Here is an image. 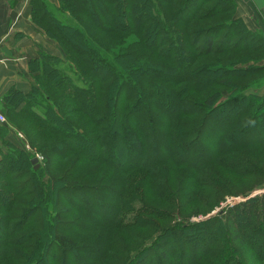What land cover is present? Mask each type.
<instances>
[{
  "label": "trees",
  "instance_id": "obj_1",
  "mask_svg": "<svg viewBox=\"0 0 264 264\" xmlns=\"http://www.w3.org/2000/svg\"><path fill=\"white\" fill-rule=\"evenodd\" d=\"M98 1L94 0L96 8L93 13L85 10L84 0H57V7L51 6L46 0H31L30 3L33 23L57 44L62 52V57L42 52L38 59L29 63V70L34 74L32 77L33 84L29 92L22 93L10 89L2 98L0 104L5 117H9L12 111L17 116L25 115L43 131L48 132L51 137L53 135L57 137L49 151L44 153L48 164L51 165V160L48 157L51 152L57 153L61 157L60 160L62 158L67 159L70 166L65 173V177L73 176L75 172L79 171L81 174V171L85 170V163L99 166L96 162L103 166L100 168L120 172L121 174H129L137 169L140 170V168L150 173L151 170H157L159 167L161 172L167 168L168 164L180 169L190 170L193 173H200L205 166L216 164L215 168L221 170L225 175L235 176L239 179L246 178L253 171L258 172V167L248 158H244L239 153L236 156L234 153L251 150L252 148H257L262 154L264 152V142L256 141L243 144L244 136L253 129L260 132L259 137L264 140V89L261 95L248 93L252 88H264V35L250 30L241 18L236 17L235 0H217L227 6L228 11L226 10L223 13L230 15V18L223 24V27L219 28L217 26L214 30L219 37L224 32L222 37L223 46L217 47V49L224 48V53H245L243 58L245 61L240 60L238 62L240 64L244 62L242 63L244 66H236L237 60H234L230 67L224 69L217 67L206 70L207 73H203L205 72L203 69L197 70V67L191 61L199 55H208L214 48L213 41L215 37L209 35L205 37L206 45L203 50H207L201 54L198 47L201 40L200 33L199 31H192L191 25L194 16L201 7L200 5L203 2L213 0H176L175 4L178 3L176 7L179 6L177 18L181 19L184 11L189 6H192L190 8H193L194 14L185 26L175 28V34L169 29L167 17L159 11L158 0H105L101 5L98 4ZM173 1L166 0L165 2L170 4ZM60 10L67 12L69 17L74 16V18L71 16V21L59 18L55 13L60 12ZM216 12L218 10L210 12L209 16L205 18L213 17ZM95 15L98 17L97 20ZM87 16L91 17L88 21L89 27L96 28L100 32L113 34L118 48L112 49V54H107L108 50L99 42L98 37L92 35L88 28L82 25L83 18H87ZM154 22L157 24L154 25ZM183 28L185 29L183 30ZM167 32L171 36H165ZM130 33H135L134 36H137L138 40L131 42L132 46L128 48L124 41L127 37H130ZM116 49L117 56L113 55ZM145 50L151 54L160 53L161 55L158 57L167 64L175 66V72L181 71L180 78L171 79L169 76L172 74H169L167 78L163 79L168 84L170 83V85H167L164 82L166 88L165 86H158L157 89L159 90H157L154 85H148V87L152 86L149 93L150 98L153 100L159 99V107L154 108L156 110L154 115L159 114L165 117L170 124L176 127V131L172 134L175 142L174 148L170 146V150L167 151L168 154L166 153L163 158L148 162L147 167L142 165V162L137 165L129 163V157L126 153L128 143L119 144L123 129L120 121L121 115L117 113V110L119 111L121 106H125L126 114L130 109V113L127 115L132 116L135 105L128 102L126 106V101H133L134 99L138 102L136 107H139L143 100L137 93H134V88L137 86V81L134 80L135 74L138 73V70L146 69L147 72L143 76L149 74L152 78V72L146 64L136 61H134V65L137 69H134V71L129 69L125 78H120L119 73H115L113 70L114 59H118L120 55L122 57L126 55L124 57L127 63L132 65V60L135 59L134 56L140 57ZM62 62L67 63L69 69L74 67L79 74L83 73L84 70H89L103 75L104 81H109L106 83L109 91L104 95L101 102V104L108 106V111L112 117L113 134L108 143H106L103 128L99 130L100 132L94 138L95 141L91 142L84 131L81 129V132L75 126L78 122L74 121L70 125L62 122L60 119L62 105L55 102L48 91L47 93L44 92L47 83L61 94V88L66 84L65 72H60L61 69H59V64ZM115 70L118 71L117 68ZM183 72L186 74L184 75ZM204 74L207 76L203 77ZM212 81L213 86L215 85L217 89H211L212 93L209 94L205 102L208 107H213L222 95L219 88H225L224 92H226L227 97L222 103L224 104L223 112L218 109L219 112H217V106H215L212 110L213 113L208 110L204 116H198V114H195L196 112H202L206 109L197 110L195 108L197 104L191 105L195 101H192L190 97L193 93L200 92L198 85L202 82H207L208 87H211ZM242 81L246 83L240 89L239 85H235V83ZM116 83L121 84L120 86H124L127 90L133 91L131 97L128 95V98L123 99L125 102L122 105L118 104L120 102L118 100L119 94L114 95ZM171 85H181L182 87ZM169 87L178 89L170 90ZM76 89L73 95L68 97L69 103L73 105L74 114L77 113L82 117L97 115L95 112L88 115L87 102L82 99L87 94H82L83 89ZM157 94L160 98L157 97ZM89 95V103L92 105V109L97 111L98 107L94 95ZM182 99L188 105L182 104ZM20 105L21 107H19ZM115 105H117V110L114 107L112 110V106ZM174 105L183 107L179 111L176 108L173 110ZM181 117L188 118L192 126L188 129H182L180 127L181 123H179ZM247 119L249 120L246 122ZM217 123H221V129L215 128ZM57 124L60 126L58 130ZM7 129L9 128L5 126L1 128V143L7 150L17 152V154L10 153L0 158V264H11L12 261H19L21 264L31 262V264H44L45 260L42 261V259L48 255L47 250L49 247L60 250L62 246H74L71 235H76L79 232H90V227L75 226L77 227L76 230L69 231L67 235L56 234V230L60 228L59 225L62 223L63 215L61 212L63 211L61 209V212L56 210L58 202L55 201V184L60 185L61 181L56 182L50 179L49 185H52L53 189L46 192L41 184L40 167L35 168L28 153L18 150L16 144L4 139ZM64 129L68 130L69 136H65L66 134L60 132ZM200 142L207 149L208 157L206 159L195 162L194 165H191V168L185 162L176 160L177 156H187L190 151L189 147ZM96 144L99 145V152L91 147ZM135 145L137 148H141V143ZM88 147L92 150L89 151ZM110 150H112V153ZM142 155L141 153V157L144 158ZM112 156L116 158L121 166L109 164ZM87 159L89 161H86ZM249 164L255 168L247 166ZM50 168L55 169V167ZM95 169L97 170V168ZM95 169L91 171L92 176ZM256 175L263 176L261 172ZM210 176L215 184L217 183L215 188L222 189L218 179L212 173ZM89 177L90 175H84L82 180ZM102 179L104 180L105 177H102ZM157 179L162 180L164 183L162 190H167L168 195H173L172 198L163 201L168 203L176 199V193L168 189L165 176L161 175ZM66 188H68V185H66ZM80 191H86V194H97L103 198V194L89 190L88 186H82ZM123 192L119 195L122 196ZM49 193L53 200L51 202L52 206H49L50 202H47ZM158 194L161 199L164 198L160 193ZM119 195L118 197L121 198ZM104 201L106 202V200ZM97 202H99V199ZM82 205L86 209L84 211L86 215L97 217L92 208L85 204ZM86 215L80 214L77 220ZM164 215V211L146 206L139 210L138 215L126 227L127 229L142 227L146 220L149 221L148 218L161 219L164 218ZM261 218H264V193L259 198H251L241 208L236 207L230 210L227 215H218V217L211 218L203 224L192 225L191 228H189L190 226L171 228V232L166 236L165 233L163 236L159 235L157 241H155V247L148 249L152 252L148 264H246L243 258L239 257L236 244L245 245L251 250L250 256L254 262L264 264L262 256L264 255V227L260 226L259 220ZM103 219L102 221L105 224L112 226L114 220L118 219V213L116 210L111 209L109 218ZM76 222H70L69 225L74 226ZM60 230L58 229L59 233H61ZM253 234H260V236ZM161 236L162 238H160ZM193 239H197L196 241L211 239V241L204 246L205 249L198 256L188 258L182 249V245L196 242ZM219 242H222L219 246H227V254L222 247L218 251L214 250L215 247H218ZM257 245L260 246V249L257 248ZM115 249L111 247L109 252L106 251L104 254L99 251H85V254L89 256V253L97 252L96 255H91L93 259L97 257V264L107 258L110 252ZM123 251L122 249L121 252ZM144 251L147 250L144 249ZM139 262L137 261L134 264Z\"/></svg>",
  "mask_w": 264,
  "mask_h": 264
},
{
  "label": "rangeland",
  "instance_id": "obj_2",
  "mask_svg": "<svg viewBox=\"0 0 264 264\" xmlns=\"http://www.w3.org/2000/svg\"><path fill=\"white\" fill-rule=\"evenodd\" d=\"M158 1L159 11L167 17L169 29L174 34L176 33L175 28L178 26H185L194 14L193 8H190L192 6H189L184 11L181 19H179L177 18L179 6L176 7V5H178V3L175 4L176 0L170 4H167L165 2L166 0ZM104 2L105 0H99L98 4L101 5V3ZM83 6L86 11H91V13H93V10L96 8L94 0H84ZM200 6V9L192 21L191 29L195 32L199 31L200 33L199 36L201 40L198 47L199 50H201V54L207 50H203V47L206 45L205 37H208V35L215 37L213 41L214 48L208 55H199L191 62L194 63L197 70L203 69L205 71L203 73H207L206 70L215 69L217 67H219V69L230 67L232 66V62L234 60H237L236 66H244L242 65L244 62H241V64L238 62L240 60L245 61L243 59L245 57V53H224V48L219 50L217 49V47L223 46L224 42L222 37L224 32H222L219 37L217 32L215 33L214 29L217 28V26H219V28L223 27V24H225L230 18V15L223 13L224 11L226 12V10L228 11L227 6L217 0L203 2ZM215 10H218V12H216L213 17L205 18L209 16L210 12ZM55 14L59 18L69 21H71L72 17L74 18L72 15V17H69V14L62 10ZM75 18L77 17L75 16ZM90 18L91 17L89 16H87V18H83L82 25L86 26L92 35L98 37L99 42L108 50L106 52L107 54H112V49L118 48L113 34L100 32L96 28L89 27L88 21ZM95 19H98L96 15ZM156 24L157 23L154 22V25ZM184 29L185 28H183V30ZM129 35L130 37H127L124 41V43L128 45V48L132 46L131 42L138 40L137 36H134L135 33H130ZM165 36L171 35L167 32ZM117 53L116 49L113 55H116ZM159 55L161 54H151L145 50L144 53L142 52L140 57H137V55L134 56L135 59L132 60L133 64H130L131 67L124 57L126 55L123 57L120 55L118 59H114L115 63L113 65V70L115 73H119L120 78H125L129 69L132 71L137 69L134 65V61L146 64L152 72V78H150L151 75L149 74H147V76L145 75L146 78L143 76V74L147 72L146 69L138 70V73L135 74V78L138 80L134 78L135 82L137 81L134 93H137L138 96L143 98V100L140 104L141 106L139 107H136L138 102L134 99L133 101H126V106L128 102L135 105L133 107L132 116L127 115L130 113V109L128 110V108L126 114L125 106H121L119 108L120 112L117 110V105L112 106V110L114 107L115 110H117V113H120L121 115L120 121L123 133L119 144H123L124 142L128 143L126 153L129 157V163L133 165H137L142 162V165L147 167L148 162H153L159 158H163L167 151L170 150V146L174 148L175 142L173 141L172 134L176 131V127L170 124L165 117H162L159 114L156 116L154 115L156 113L154 108L159 107V99H151L149 93L151 92L153 85L156 89L158 86L164 87L165 83L170 85V83L168 84L163 79L167 78L169 74H172L169 76L171 79H176L177 77L180 78L181 71L175 72V66L169 63L167 64L164 60H161L158 57ZM115 68H117L118 71H116ZM59 69H61L60 72H65L66 83L61 88V94L47 83L45 84L46 89H44V92L47 93L48 91L53 96V100L62 105V116L60 119L68 125H70V123H74V121L78 122L75 126H77L81 132L83 130L85 135L90 138L89 140L91 142L95 141L94 138L100 132L99 130L103 128L106 136V143H108L113 134V127H111L112 117L111 113L108 111V106L101 104V102L104 95L108 93L107 91H109L108 86H106V83L109 81H104L103 75L96 74L89 70H84L83 73L79 74L74 67L73 69H69L68 64L63 62L59 64ZM184 70L187 71L185 68ZM183 74L185 75L186 73L183 72ZM206 76L207 75L204 74L203 77ZM139 80H141V82H139ZM245 83V81H242L240 83H235V85H239L240 89H242ZM115 85L114 95L116 93L119 94L118 100L120 102L118 104L122 105L125 102L123 99L126 97L128 98V95L131 97V93H133V91L127 90L124 86H120L121 84L119 83H116ZM148 85L152 86L148 87ZM171 86L182 87L181 85ZM198 86L200 87H198L200 92L193 93L191 95L190 99L195 101L191 105L194 106V104H197L195 106L197 110H206L196 112L195 114H198V116H204L206 111L214 110L213 107L215 106H217L216 110L223 109L224 104L222 103L227 97L226 92H224L225 88H219V91L222 92L220 99L213 107H208L205 100L209 94L212 93V90L217 88H215V85L213 86V81L211 87H208L207 82H202ZM76 88L83 89L82 94H87V96L82 97V99L87 102L86 109L88 110V115H92L93 112L97 113V115L94 117H87V115L86 117H82L77 113L74 114L75 111L73 105L69 103L68 97L69 95H73L74 91L77 90ZM169 89L175 90L178 88L169 87ZM250 90V92L260 94L263 92V90H258L257 88H252ZM245 93L248 94L247 91H245ZM89 94L94 95V100L98 107L97 111L93 110L91 107L92 105L89 103ZM157 97L160 98L158 94ZM181 103L188 105L184 99H182ZM0 107H2L1 104ZM19 107H21V105ZM182 107L183 106L174 105L173 110L176 108L179 111ZM218 110L217 112H219ZM220 112H223V110ZM248 120L249 119H247L246 122ZM7 122L9 128L14 133V138L10 140L11 143L16 144L17 146H15L18 150H23L28 153L31 160L33 158L37 159V163L41 169V184L45 191L48 192L53 189V186L49 185L50 179L56 182L61 181L60 185L55 184V201L58 202L56 210L60 212L61 210L63 211L61 212L63 215L62 223L59 225L60 228H58L62 231L60 230L61 233H59L57 229L56 234L67 235L69 231H74L77 227H90V232H79L76 235H71L74 241V246H62L60 250H55L49 247L47 250L48 255L42 259V261L45 260L44 264H96L97 257L93 259L91 255H96L97 252H91L89 253V256H87L85 251H99L104 254L106 251L109 252L111 247L116 249L110 252L107 258L101 260L97 264H134L137 261H140L138 264H148L152 257V252L148 249L155 247V241H157L159 235L163 236L165 233L166 236L171 232V228H185L188 226L191 228L192 225L203 224L211 218L218 217V215H227L230 210L236 207L241 208L249 200H251V198H259L264 193V152L262 154L260 150H257V148L245 150L246 153L244 150L237 151L234 154L238 156L237 154L239 153V155L241 154L244 158H248L249 161L259 168H257V170L263 174L262 177H260L261 175L257 176L256 174L258 172L255 171L247 175L244 179H239L235 176L231 177L215 168L216 164L205 166L200 173H193L190 170L180 169L168 164L167 168L161 172L159 167L157 170H151L150 173L147 170L140 168V170L137 169L129 174H121L120 172L100 168L103 166L98 162L96 163L99 166L85 163L84 167L86 171L82 170L81 174L79 171L75 172L73 176L65 177V173L69 170L70 166L67 159L62 158V160H60L61 157L57 153L51 152L48 154V157L51 160V165H49L44 154L46 151H49L51 146H53L57 139L56 136L53 135V137H51L48 132L43 131L27 116H17L13 113V111L9 114ZM179 123H181L180 127L182 129H188L192 126V124L188 121V118L185 119L184 117L180 118ZM220 124L221 123H217L215 128L221 129ZM59 127L60 126L58 125L57 130L60 129ZM45 128L47 129V127ZM212 128H214V126H212ZM60 132L66 134L65 136L70 135L66 129H64V131L60 130ZM260 135V132L255 131V129L251 130L244 136L243 144L256 141L264 142V140L259 137ZM15 136H19L21 140L19 138H15ZM137 143H141V148H137L135 145ZM202 144L203 143L200 142L195 146L191 145L187 156H177L176 160L185 162L191 168V165H194L195 162L206 159L208 157V152ZM89 147V151L92 150V148H94L97 152L100 150L99 145L97 144L94 147L91 146L92 148ZM110 152L112 153V150H110ZM10 153L17 154V152L7 150L5 147L1 148L0 158H2L3 155L6 156ZM141 153L144 158L141 157ZM38 157L41 160H39ZM86 161L89 160L87 159ZM109 164L118 167L121 166L116 161L114 156L110 158ZM247 166H251L253 169L255 168L250 164ZM50 167H55V169H51ZM95 168L100 171H97ZM92 169H95L93 176L91 174ZM211 173L218 179L222 185V189L215 188L217 183L215 184V182L211 179ZM84 175H90V177L82 180ZM161 175L165 176L168 189L171 192L176 193V199H173L172 202L169 201L167 203L163 201L164 199L172 198L173 195H168L167 190H162L164 183L162 180L157 179ZM102 177H105V179L101 180ZM66 185H68V188H66ZM82 186H88L89 190L94 192L97 191L101 195L103 194V198L97 194H86V191H80ZM122 191L124 192L121 196L119 193H122ZM158 193H160L164 198L161 199ZM118 195L121 196V198H119ZM98 199L99 202H97ZM103 199L106 200V202ZM47 202H50L49 206H52L51 202H53V200L50 193L48 194ZM81 203L85 204L89 208H92L93 213L97 217H93L89 214L86 215L84 213L86 209ZM146 206L164 211V218H148L149 221L146 220V223L148 224L143 223L142 227H132V229H127L126 225L130 223L136 215H138L139 210ZM111 209L117 211L118 219L114 220L112 226H108L102 220H104L103 218H109ZM80 214H84L86 216H81L83 218L77 220ZM263 219L264 218H261L259 223L260 226L262 225L264 227ZM70 222L76 223L73 226L69 225ZM253 235L260 236V234ZM162 236L160 238H162ZM209 241H211V239L187 243V245H182L183 248L181 245L180 247L184 250V253L188 256V258H192L198 256L203 249H205L204 246H206ZM221 244L222 242H219L218 247H215L214 250L218 251L223 248L224 252L227 254V246H219ZM236 247L238 248L239 257H242L246 264H257L250 256L251 250L249 248L242 244H236ZM257 248L260 249V246L257 245ZM122 249L124 250L123 252H121ZM144 249L147 251H144ZM262 256L264 258V255ZM11 264L21 263H19V261H12Z\"/></svg>",
  "mask_w": 264,
  "mask_h": 264
},
{
  "label": "crops",
  "instance_id": "obj_3",
  "mask_svg": "<svg viewBox=\"0 0 264 264\" xmlns=\"http://www.w3.org/2000/svg\"><path fill=\"white\" fill-rule=\"evenodd\" d=\"M46 1L53 7L58 5L57 0ZM30 3L31 0H0V102L10 89L29 92L34 75L29 63L38 59L42 52L62 57L57 44L33 23ZM235 3L236 17L250 30L264 35V0H235ZM250 91L248 93L262 94ZM2 127L0 125V133ZM7 130L4 139L10 141L14 133L10 128ZM1 148L4 146L0 136Z\"/></svg>",
  "mask_w": 264,
  "mask_h": 264
},
{
  "label": "built area",
  "instance_id": "obj_4",
  "mask_svg": "<svg viewBox=\"0 0 264 264\" xmlns=\"http://www.w3.org/2000/svg\"><path fill=\"white\" fill-rule=\"evenodd\" d=\"M0 125L9 128V125H8V122H7V118L3 114L2 110H1V107H0ZM38 159L41 160L39 157H38Z\"/></svg>",
  "mask_w": 264,
  "mask_h": 264
},
{
  "label": "water",
  "instance_id": "obj_5",
  "mask_svg": "<svg viewBox=\"0 0 264 264\" xmlns=\"http://www.w3.org/2000/svg\"><path fill=\"white\" fill-rule=\"evenodd\" d=\"M31 163L35 166V168H39V164L37 163V159L36 158H33L31 160Z\"/></svg>",
  "mask_w": 264,
  "mask_h": 264
}]
</instances>
